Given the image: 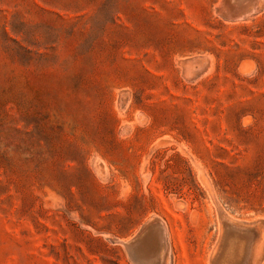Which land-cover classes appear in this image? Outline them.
Wrapping results in <instances>:
<instances>
[{
  "label": "rangeland",
  "instance_id": "rangeland-1",
  "mask_svg": "<svg viewBox=\"0 0 264 264\" xmlns=\"http://www.w3.org/2000/svg\"><path fill=\"white\" fill-rule=\"evenodd\" d=\"M153 227L157 264H264V0H0V264Z\"/></svg>",
  "mask_w": 264,
  "mask_h": 264
},
{
  "label": "water",
  "instance_id": "water-1",
  "mask_svg": "<svg viewBox=\"0 0 264 264\" xmlns=\"http://www.w3.org/2000/svg\"><path fill=\"white\" fill-rule=\"evenodd\" d=\"M156 233V246L153 249H148V245L146 243L147 236L146 232L134 240L130 241L126 244L127 250L130 253V256L133 260H139L142 264H157L158 263V248L161 247L162 244V233L159 227L152 228ZM144 248V250H143Z\"/></svg>",
  "mask_w": 264,
  "mask_h": 264
},
{
  "label": "bare ground",
  "instance_id": "bare-ground-1",
  "mask_svg": "<svg viewBox=\"0 0 264 264\" xmlns=\"http://www.w3.org/2000/svg\"><path fill=\"white\" fill-rule=\"evenodd\" d=\"M249 1V0H248ZM233 2V1H232ZM247 2V1H246ZM247 3H249V2H247ZM254 3V2H253ZM246 5V4H245ZM253 5V4H252ZM256 6V5H255ZM253 6H251V4H247L246 6H244L243 7V11H245V13L246 12H248L249 10H251V9H253L252 8ZM240 8H241V5H240ZM241 10H242V8H241ZM239 11V10H238ZM241 14H242V12H241ZM244 15V14H243ZM242 15V16H243ZM231 230H233V229H231ZM231 232V231H230ZM235 233H237V232H234V233H232L233 234V236H234V234ZM238 234V233H237ZM236 235V234H235ZM233 236H231V237H233ZM241 236V235H240ZM231 237H229L230 239H231ZM226 239V238H225ZM227 239H228V236H227ZM226 239V240H227ZM230 239H228V240H230ZM233 239V240H232ZM230 241H229V243H230V245H229V243H228V241H226L227 242V246L229 245V248L227 247V256L225 255V257L227 258V262H228V264H237L238 262H239V260H241L240 258H241V256H242V254H243V252H244V249H245V242H244V240L242 239V238H240V239H237L236 240V237L234 236V238H232ZM235 239V240H234ZM222 243V242H221ZM223 245V244H222ZM156 246V245H155ZM225 246V245H224ZM222 247V246H221ZM226 247V246H225ZM222 249H223V247H222ZM143 250H144V248H143ZM246 250V249H245ZM224 252V251H223ZM222 252V253H223ZM225 254V253H224ZM219 255H221V254H219ZM219 260V258H216V260ZM228 259H229V261H228ZM217 260V263L219 264V261ZM221 260H223L222 258H221ZM223 261H225V260H223ZM223 261H221V262H223ZM136 262H138V263H141L139 260H137ZM137 263V264H138ZM216 262H214V264H217ZM224 263V262H223ZM221 264V263H220ZM226 264V263H225Z\"/></svg>",
  "mask_w": 264,
  "mask_h": 264
}]
</instances>
